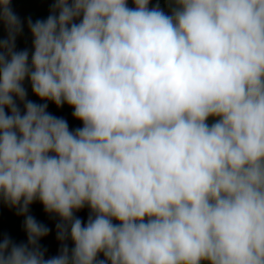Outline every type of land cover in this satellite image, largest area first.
<instances>
[{
	"label": "clouds",
	"instance_id": "1",
	"mask_svg": "<svg viewBox=\"0 0 264 264\" xmlns=\"http://www.w3.org/2000/svg\"><path fill=\"white\" fill-rule=\"evenodd\" d=\"M132 3L55 0L30 55L0 0V200L27 234L0 264H264V0Z\"/></svg>",
	"mask_w": 264,
	"mask_h": 264
},
{
	"label": "rangeland",
	"instance_id": "2",
	"mask_svg": "<svg viewBox=\"0 0 264 264\" xmlns=\"http://www.w3.org/2000/svg\"><path fill=\"white\" fill-rule=\"evenodd\" d=\"M54 2L55 0H11L10 7L14 14L20 19L23 25V31L16 37L15 43L17 51L28 49L31 55L32 37L27 27V21L29 18H31L33 22H35L36 20H46L50 14V10ZM157 2H159L163 10H165L166 12L168 11L166 0H150L149 7H152ZM128 6L134 7L132 0H128ZM7 35L8 33L6 30V26L2 21H0V39H6ZM24 87L27 90L28 100H31L38 104L47 103V111L56 117L65 119L68 123L70 131L82 127V122L75 119L72 115L74 110L73 108H71L67 104H65L63 107L58 108L52 102L40 100L37 96L32 93L31 85L27 80L24 83ZM17 103L23 111V105L20 104L19 101H17ZM209 122L211 123L212 121L210 120ZM14 210L17 214V210ZM28 214L33 216L38 223L43 224L50 229L49 234L41 238L39 241L40 247L43 250H46L45 259L58 255L61 245L60 242L56 239V224L60 222L59 217L46 213L44 211L43 205L38 201L30 205ZM75 215L80 218L82 222L86 223L89 215V209L85 207L84 209L76 212ZM17 217L19 218V221H17L14 230V243L26 244L27 234L24 230L25 218L21 215H17ZM67 243L69 248L73 247V244L70 240L67 241ZM100 258L103 259L102 254Z\"/></svg>",
	"mask_w": 264,
	"mask_h": 264
},
{
	"label": "crops",
	"instance_id": "3",
	"mask_svg": "<svg viewBox=\"0 0 264 264\" xmlns=\"http://www.w3.org/2000/svg\"><path fill=\"white\" fill-rule=\"evenodd\" d=\"M17 221L19 218L16 211L0 200V240L8 237L14 242V230Z\"/></svg>",
	"mask_w": 264,
	"mask_h": 264
}]
</instances>
